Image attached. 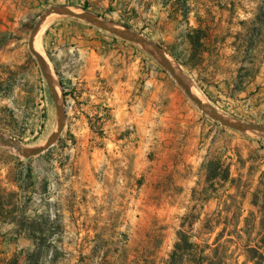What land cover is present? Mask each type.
<instances>
[{
    "label": "rangeland",
    "instance_id": "rangeland-1",
    "mask_svg": "<svg viewBox=\"0 0 264 264\" xmlns=\"http://www.w3.org/2000/svg\"><path fill=\"white\" fill-rule=\"evenodd\" d=\"M178 235L264 264V0H0V264H180Z\"/></svg>",
    "mask_w": 264,
    "mask_h": 264
},
{
    "label": "trees",
    "instance_id": "trees-1",
    "mask_svg": "<svg viewBox=\"0 0 264 264\" xmlns=\"http://www.w3.org/2000/svg\"><path fill=\"white\" fill-rule=\"evenodd\" d=\"M60 84L61 86H63L61 82ZM63 96L65 98L67 97L65 89L63 92ZM228 170V167H226L223 171V182H225L228 178ZM177 239L178 241L174 246V250L170 254V263L178 261L181 264L184 262V258H186L188 264H217V262L219 263L217 257H215L214 255L211 258H209V256H204L203 248H200L199 246L189 242L188 239L183 238L182 235H178Z\"/></svg>",
    "mask_w": 264,
    "mask_h": 264
},
{
    "label": "bare ground",
    "instance_id": "bare-ground-1",
    "mask_svg": "<svg viewBox=\"0 0 264 264\" xmlns=\"http://www.w3.org/2000/svg\"><path fill=\"white\" fill-rule=\"evenodd\" d=\"M52 16H54V15H52ZM47 23H48V20L47 19L43 21V23L40 25L37 33L34 35V37L32 39V45H33L32 48L39 55H42L41 33H42L43 28L45 27V25ZM161 56H162L163 59H165L164 56H163V54ZM165 61H168L170 63V65L173 66V67L170 66V72L173 73L178 78H180V80L186 85V87L190 91L191 95H193L195 98H197L198 100H200V102H203L204 101V98H203L202 94L197 89V87L194 85V82H192V80H190L186 76V74L183 72V70L181 69V67L177 63H175L174 61H172L169 58L167 60H165Z\"/></svg>",
    "mask_w": 264,
    "mask_h": 264
},
{
    "label": "water",
    "instance_id": "water-1",
    "mask_svg": "<svg viewBox=\"0 0 264 264\" xmlns=\"http://www.w3.org/2000/svg\"><path fill=\"white\" fill-rule=\"evenodd\" d=\"M86 20H88V21H90V22H92V23L99 24V25L103 26L102 23H99V22H97V21L94 20V19L87 18ZM104 25H106V24L104 23ZM37 28H38V26H37ZM37 28L34 30V32L37 30ZM34 32H33V34H34ZM33 34H32V36H33ZM36 56L38 57L37 54H36ZM176 77H177V76H176ZM177 78H178V77H177ZM178 79L180 80V78H178ZM182 85H183V87L185 88L186 92H187L189 95H191V93H190V91L188 90V88L186 87V85H185L184 83H183ZM191 96H192V95H191Z\"/></svg>",
    "mask_w": 264,
    "mask_h": 264
}]
</instances>
